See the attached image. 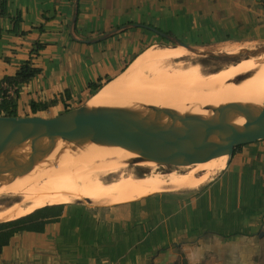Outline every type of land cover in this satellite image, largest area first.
I'll return each mask as SVG.
<instances>
[{"label": "crops", "instance_id": "0c3cea01", "mask_svg": "<svg viewBox=\"0 0 264 264\" xmlns=\"http://www.w3.org/2000/svg\"><path fill=\"white\" fill-rule=\"evenodd\" d=\"M2 5L0 82L30 60L41 69L17 88L19 117L60 115L88 103L91 84L118 79L153 43L154 33L135 24L159 22L155 28L192 47L264 45L259 0H0ZM33 103L40 107L36 113ZM43 104L49 107L43 110ZM0 264H264V140L242 146L216 179L195 192L110 208L67 205L59 222L11 237L0 247Z\"/></svg>", "mask_w": 264, "mask_h": 264}, {"label": "bare ground", "instance_id": "6f19581e", "mask_svg": "<svg viewBox=\"0 0 264 264\" xmlns=\"http://www.w3.org/2000/svg\"><path fill=\"white\" fill-rule=\"evenodd\" d=\"M224 51L226 54L236 53L228 47ZM191 55L190 51L180 47L148 50L133 62L127 72L102 88L88 105L124 107L144 113L169 108L181 115L206 118L212 113L204 110L205 107H232L235 103L255 108L263 106L264 56L204 75L198 65L186 66L184 60L183 63L174 64L175 60ZM247 73H254V76L240 83L232 81ZM234 123L242 125L244 118L237 117ZM47 144L48 141L43 140L37 146L43 148ZM30 150L29 147H22L16 151V155L25 159ZM228 160L225 156L192 167H181L179 169L184 170L186 175L166 179L154 176L161 165L145 161L134 152L121 148L67 144L58 140L52 153L38 162L28 175L15 178L5 170L0 171V198L12 195L22 199L21 203L0 211V223L27 216L47 205L69 204L80 199H90L101 205L121 204L158 191L197 188L211 175L223 170ZM129 164L146 166L153 172L137 180L123 174ZM205 169H208L207 173L200 178L192 176Z\"/></svg>", "mask_w": 264, "mask_h": 264}, {"label": "water", "instance_id": "95a60500", "mask_svg": "<svg viewBox=\"0 0 264 264\" xmlns=\"http://www.w3.org/2000/svg\"><path fill=\"white\" fill-rule=\"evenodd\" d=\"M132 26L145 27L174 43L173 47L165 48L180 47L197 55L240 62L264 56V46L238 54L217 55L184 44L151 26ZM249 76L254 73L237 76L232 81L244 82ZM204 110L210 111L211 116L181 115L169 108L144 113L124 107H90L86 103L52 118L0 116V171L5 170L15 178L28 175L38 162L52 153L58 140L74 145L125 149L145 161L170 168L192 167L225 156L230 161L239 147L264 140V103L261 108L235 103L232 107H205ZM237 117L244 118L242 125L234 123ZM43 140L48 141L47 146H37ZM22 147L31 148L25 159L16 155ZM83 202L93 203L90 199L74 203Z\"/></svg>", "mask_w": 264, "mask_h": 264}, {"label": "rangeland", "instance_id": "374dc122", "mask_svg": "<svg viewBox=\"0 0 264 264\" xmlns=\"http://www.w3.org/2000/svg\"><path fill=\"white\" fill-rule=\"evenodd\" d=\"M158 23L159 22H151V27L155 28V25L157 26ZM161 31H164V30L161 29ZM164 32L166 33V31H164ZM225 46H227L228 48H232V51H234V52H236L238 54V53H240L241 51H243L245 49L246 50H253L255 48L256 49L260 48V47H262L264 45L259 46L257 44H235V43H232V42H226L224 44L213 45L211 47H206V48L196 47V49L201 50V51L203 50V51H206V52L211 51V52H214L215 54L219 55V54H222V53L226 54L224 49L227 48V47H225ZM165 47H173V44H171V43H169V42H167L165 40H162V39L157 38L156 36H154L153 37V43L142 47V49H143L142 51L145 52L146 50L147 51L148 50H150V51H159V50L171 49V48H165ZM215 51H218V52H215ZM191 54L192 55L190 57H188V58L175 60L174 64L175 63L178 64L179 62L183 63V60H184L183 64H185L186 66L193 65V64L198 65L200 67V69H201V72L204 75H210V73L211 74L218 73L221 70L227 69L228 66L230 67L231 65H234V64L240 62V60L221 59V58H216V57H211V56H201V55H197V54H194V53H191ZM133 62L131 63V65L133 64ZM131 65L129 64L127 69L120 76H122L125 72H127V70L130 68ZM119 77H117V78H119ZM103 83L106 84V81H104ZM109 83L110 82H108L107 84H109ZM98 92H93V93H91L90 96H92V98H94L95 95H97ZM91 99L89 100V102L91 101ZM89 102H88V104H89ZM54 115H55V113L46 112L41 117H44V118L56 117ZM207 170L208 169H205L204 171H200L199 173L193 174L192 176H195L196 178H200L202 175H205L207 173L206 172ZM123 171H124L123 174L130 175L131 177H133L134 179H137V180H140V179H143L145 177H148L153 172L151 169H149L146 166L130 165V164L126 165V168ZM155 171H156V174H154L155 177L166 178V179H172V178H176L177 176L186 175L183 172L184 170L182 171L179 168H170V167H166V166H163V167L158 166V169H156ZM209 171H211V170H209ZM221 172H222V170L220 169L218 172H216L215 174L211 175L210 177L208 176L209 178L204 180L202 184L197 186V188L194 187V188H185V189H180V190L171 189V190L160 191V192L158 191L157 193L150 194V195L146 196V198H151V197L154 198L157 195L166 194V193L175 194V193H179V192H195V191H198V190L202 189L204 186L208 185L214 179H216L221 174ZM187 190H189V191H187ZM3 197L0 198V211H3L4 209L6 210V209L12 207L15 203L16 204L17 203H21V201H22V199L20 197H14L12 195H8V196L5 195ZM80 200H83V199H80ZM74 202H71L69 204L66 203V204H63V205H65V206H67V205L68 206L76 205V203H74ZM115 205H118V204H110V205L103 204V205H101V204H97V203L95 204V203H87V202H83V204H79V205L77 204V206H83L84 208L85 207L95 208V207H101V206H105L107 208H110V207H113Z\"/></svg>", "mask_w": 264, "mask_h": 264}, {"label": "trees", "instance_id": "16d2710c", "mask_svg": "<svg viewBox=\"0 0 264 264\" xmlns=\"http://www.w3.org/2000/svg\"><path fill=\"white\" fill-rule=\"evenodd\" d=\"M0 9L1 14H3V5L0 7ZM39 49V47L36 48L34 52L38 53ZM40 73L41 69L34 67L32 60H30L28 63L21 66L15 76H6L3 78V80L0 82V95L2 98L0 101V116H17L15 108V96H8V87L18 88L22 84L29 83L36 75ZM103 82L100 81L99 83H93L90 87L95 92H98L109 82V80H106V84ZM16 93L17 90L15 94ZM66 95L69 96V93L66 92ZM56 102L57 101L54 100L51 104H55ZM41 107L43 110H45L49 107V104H43ZM38 108L40 107L37 104H32V110L34 113L38 111ZM69 110L70 109H67L66 112ZM240 148L241 147H239L236 151H238ZM64 208L65 205L46 206L27 216L0 223V247L7 245L11 237H13L16 233L23 231H43L46 224L59 222L63 215Z\"/></svg>", "mask_w": 264, "mask_h": 264}, {"label": "flooded vegetation", "instance_id": "af4514ba", "mask_svg": "<svg viewBox=\"0 0 264 264\" xmlns=\"http://www.w3.org/2000/svg\"><path fill=\"white\" fill-rule=\"evenodd\" d=\"M160 31H161V30H160ZM152 32H153V31H152ZM162 32H164V31H162ZM153 33H154V36H156L157 38H160V39H162V40H165V41H167V42H169V43H171V44L174 45V43H173L171 40L166 39V38L162 37L161 35H159V34H157V33H155V32H153ZM164 33H165V32H164ZM166 34L170 35L171 37H175L177 40L183 42L182 40H180L178 37H176V36H175L174 34H172V33L166 32ZM183 43H184V42H183ZM184 44H186V43H184ZM187 45H188V44H187Z\"/></svg>", "mask_w": 264, "mask_h": 264}, {"label": "built area", "instance_id": "2783aa9c", "mask_svg": "<svg viewBox=\"0 0 264 264\" xmlns=\"http://www.w3.org/2000/svg\"><path fill=\"white\" fill-rule=\"evenodd\" d=\"M260 1V3L261 4H263L264 5V0H259ZM16 90H17V88L15 87V88H12V87H8V96H14L15 95V92H16ZM1 95H0V101H1Z\"/></svg>", "mask_w": 264, "mask_h": 264}]
</instances>
